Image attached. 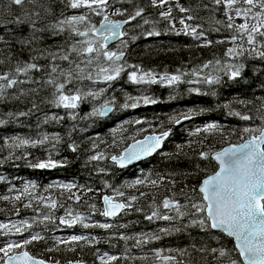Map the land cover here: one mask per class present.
Instances as JSON below:
<instances>
[{
    "label": "trees",
    "instance_id": "obj_1",
    "mask_svg": "<svg viewBox=\"0 0 264 264\" xmlns=\"http://www.w3.org/2000/svg\"><path fill=\"white\" fill-rule=\"evenodd\" d=\"M111 3L112 7L106 13L110 19L128 18L127 14L112 15L117 8L126 9L127 13L143 8L144 13L124 26V32L128 33L126 46L121 45L125 71L118 79L109 82L110 87L106 88L109 99L117 105L124 102L127 95L138 92L140 84L132 83L128 78L127 73L132 70L151 72L157 76L165 73L180 75L181 80L172 85L159 80L143 84L149 98L156 100V103L141 102L136 108L123 107L106 117H93L89 113L96 107L97 99L80 101L75 113H70L52 103L55 99L53 86L37 82L48 79L51 66L65 70L70 67L69 62L59 57L68 54L70 46L78 38L72 35L67 25L63 26V31L53 25L84 10L66 7L65 0H34L23 6L13 5L11 0H0V75L9 73L17 80L25 81L7 89L0 97V120L5 121L0 124V161H3L0 163V176L4 177L0 180V197H9L0 199V223L13 224L25 220L32 223V227L22 235L16 234L15 229L11 232L0 230V233L8 232L7 235L0 234V242H6L13 236L30 239L31 234L39 233L43 239L25 248L34 255L58 262L81 259L91 264H101L99 255L108 251L117 257L109 264H228L230 259L237 256L233 251V239L219 230H202L199 224H192L194 219H199V214L192 215L195 209L190 205L201 200L198 186L202 178L217 168L214 159L201 158L200 153L211 155L227 143L242 141L250 135L243 132L246 127H264V58L256 54L264 51V37L256 34V44H247L246 36L235 28L226 27L228 20L224 7L216 5L214 0H168V4L162 8L153 7L151 0H111ZM169 7L172 9L174 28L169 21L160 17V12ZM181 7L189 11L183 13ZM88 13L93 22L103 19L104 14ZM188 15L195 19L186 23L192 27L200 25L198 30L204 32V37L195 39L183 33L176 34L184 27L180 19ZM232 15L235 23L240 24L243 17ZM17 17L25 22H12ZM144 19L150 23L142 28L137 27L143 24ZM255 22L251 18L248 20L250 25ZM154 29L161 34L151 37L144 35L146 31ZM233 35L242 36V39L233 42ZM132 36L137 38L132 40ZM241 43L243 55H226L227 49L237 48ZM53 54L57 57L55 60L52 59ZM70 58L78 59L75 53ZM26 62L36 63L43 70H33L28 77L17 76L15 68ZM205 64L209 66L204 68ZM241 64V76L229 79L227 66ZM129 66H139V69ZM54 75L57 82H62L63 77L59 72ZM205 77H219V82L205 83ZM140 88L141 93L143 90ZM197 89L199 91H195ZM21 112L28 114L21 116ZM243 115L251 119L243 120ZM185 116L189 119L179 124L175 122ZM137 120L141 122L135 123ZM198 122L215 123L219 128L212 132L195 133L197 128L204 126L197 127ZM146 124L148 127L143 132L137 130V126ZM165 130H170V134L162 148L143 161L118 167L110 160L111 155L119 154L131 140L145 132ZM45 134H58L59 143L49 141L35 147H12L16 137L34 140ZM71 142L79 145L76 152L68 147ZM93 143L105 154L104 160L89 159L95 154ZM49 158L63 163L55 168L31 166ZM101 168L103 172L99 171ZM145 177L148 180L144 184L128 186L132 181ZM151 180H156L157 184H151ZM69 183L74 185L71 192L61 187ZM33 184L35 187H31ZM26 185L29 186L30 195H24L18 201L13 199L23 192ZM117 191L124 193L120 197L131 202L133 209L122 211L114 218L101 215L102 195L116 194ZM141 193L145 195L141 196ZM73 194L79 195L81 200L69 199ZM36 196L50 197L63 207L58 206L54 210L45 208L33 199ZM131 196L138 199L130 201ZM165 198L179 202L181 211L188 215L172 221L145 219L146 215L157 209L162 214L177 215L174 208H162ZM28 203L32 204L31 208L24 207ZM91 205H95V210ZM37 208L43 213L53 212L55 221L33 223V218L40 219ZM136 208L142 211H135ZM67 210L73 214L80 213L84 223H108L112 227L84 228L80 223L67 227L59 223V217L64 216ZM160 229L168 231L161 232ZM63 232H67V236L60 237ZM121 234L132 239H121ZM140 234L160 238H151L137 247L136 238ZM72 235L88 236L90 239L69 244L57 243V239L66 240ZM93 237L95 239H91ZM213 248H223L229 255L220 258L218 253H212ZM156 251L161 256L175 259L162 261L156 256ZM240 264L243 262L240 261Z\"/></svg>",
    "mask_w": 264,
    "mask_h": 264
},
{
    "label": "snow or ice",
    "instance_id": "obj_2",
    "mask_svg": "<svg viewBox=\"0 0 264 264\" xmlns=\"http://www.w3.org/2000/svg\"><path fill=\"white\" fill-rule=\"evenodd\" d=\"M34 2V0H11V3L16 6H23L25 3ZM66 7L71 9H87L88 11L95 13L96 15L104 14L103 20L100 22L101 26L98 28L89 22V17L87 14L71 15L62 20H59L53 27H59L61 31L64 30L65 25L71 29L73 36L83 37L84 39L76 40L69 48V52L66 55H62L59 59L67 61L70 67L65 69H60L58 66H51L48 71V79L45 81H37L38 83H45L47 85L53 86L55 91L53 93L55 99L52 103L57 107H63L65 109H76L80 101L92 97L93 99L99 98L106 91L101 88L99 90H93L89 88L87 91H83L80 87H77L74 92L70 91L69 86L82 82L84 80L92 81L95 84L102 76L104 82H111L118 79L123 71H125V66L118 63L124 56V51H109L107 50V42L110 40H115L121 37H127L128 33L122 31L124 25L129 24L131 21H135L138 17H142L144 13L143 8H138L134 13H127L126 9H115L112 15H125L128 18L122 21H115L109 18L106 14V10L112 7L111 0H65ZM216 5H223L225 16L227 17L228 23L226 27L228 29L235 28L238 33L242 36L247 37V44H256V34L264 37V0H214ZM153 7L162 8L168 4V0H151ZM254 9H258L254 11ZM180 11L187 13L189 10L181 7ZM235 17H243L245 22L236 24ZM27 15V14H25ZM172 9L169 7L166 11L160 12V17L162 20L169 21L172 28L175 27L171 19ZM254 19L256 22L249 24V19ZM195 17L188 15L180 19V24L183 25V29L176 34L181 33L185 35H190L195 39H200L204 37V32L198 30L201 28L200 25L192 27L186 21L193 20ZM17 24H22L25 21L17 17L14 21ZM88 23V26L84 31H80L76 26L82 23ZM150 21L148 19L143 20L142 25H137V27H143L148 25ZM161 33L155 29L152 31H146L144 35L159 36ZM233 35L231 40L235 42L237 39H242ZM137 37L132 36L131 39L135 40ZM221 43L223 41H220ZM121 43L126 46L127 41L121 40ZM211 43V41H207ZM243 44L237 46V48L227 49L226 55L228 56H241L243 55ZM255 51V49H253ZM75 53L77 60H72L71 54ZM258 56L264 58V51H259L256 53ZM57 57L55 54L52 55V59L55 60ZM103 61H108L110 65H115L114 67H101ZM211 63V62H209ZM217 64L220 63L219 60L216 61ZM96 65L95 69L90 66ZM209 64L203 65L207 68ZM139 69V66H129ZM229 79H236L241 76V68L243 65L233 67L228 65ZM42 71L43 69L33 62H26L23 66H17L15 68V74L17 76L24 75L28 77L31 71ZM87 70V75L84 73ZM96 71L97 77L94 79L92 72ZM57 72L63 77L62 82H57V77L54 75ZM194 74H196L194 72ZM129 81L135 84H151L156 83L157 80L160 82L166 81L167 84L172 85L181 80L180 75H168L165 73L163 76L156 77L151 72L142 71H130L128 72ZM30 79V77H29ZM25 81L17 80L14 76L9 73H4L0 75V97L5 94L7 89L12 88L17 83H24ZM205 83L214 84L219 82V77H205ZM195 91H199L198 89ZM133 98L129 97V100ZM144 104L156 103L154 99H150L147 96L142 97ZM138 104L125 103L123 107L136 108ZM35 108L36 105L34 104ZM113 111L111 102L106 101L99 108H93L92 112L89 113L93 117H106L110 112ZM28 113H19V115H27ZM11 115V114H10ZM235 115H240L235 113ZM75 119V116H72ZM184 119H189L188 116L183 117ZM52 119H60L58 117H52ZM243 120L251 119L248 115L241 116ZM47 122V121H45ZM141 121L137 120L135 123L139 124ZM177 124L180 120L175 121ZM4 120H0V124H4ZM219 128V125L215 123L206 124L203 128H197L195 133L201 132H212ZM244 133H249L248 139L244 140L239 144H232L221 151L216 152L214 155H210L207 152H201V158H210L218 162L217 170L214 171L212 175L207 176L201 183L199 187V193L201 194V200L196 203H191V208L195 209L192 215L199 214V219H194L192 224H199L202 230H219L225 233L228 237L234 238L233 251L237 253L236 258H232L228 261V264H264V127L260 128H244ZM195 133H189V135H194ZM258 133V134H257ZM170 134L169 131H162L160 134L153 133L151 135L144 136L143 140H138L134 145L126 148L119 155H112L110 159L118 164L120 167H124L133 161L139 160L141 157L151 155L157 149L161 147V143ZM14 143L12 147L20 148L22 146H32L43 145L49 141H55L59 143V135L49 136L47 134L43 135L42 138L38 139H27L16 137L14 138ZM7 142V141H6ZM68 147L72 152L78 150L79 145L75 142L69 143ZM55 148V144H53ZM92 149L95 154L91 155L89 159L91 161H100L105 159V154L98 150V145L92 144ZM3 163V161H0ZM63 162L56 161L49 158L47 161H42L39 163L32 164L35 168H55L61 166ZM103 172L104 169H99ZM4 177L0 176V180ZM161 179H163L161 177ZM148 180L147 177L144 179H136L132 181L128 186L135 187L136 185L144 184ZM151 184L156 185V180H151ZM107 187V185H105ZM35 187V185H31ZM61 187L67 189L71 192L74 187L73 184H64ZM90 191V189H89ZM195 191V189H193ZM24 195H30L29 186L26 185L23 192L16 195L13 199L21 200ZM117 196H124L123 192L117 191ZM144 196L145 193H141ZM69 199H75L77 202L81 200L79 195H70ZM0 199H9V197L4 196ZM33 199L37 200L38 204L43 205L45 208L56 209L58 205L56 200H51L50 197L36 196ZM130 201H136L138 197L131 196ZM104 209L101 215L105 217H114L125 210L133 209V204L131 202H116L113 197L105 195L103 196ZM24 207L31 208L32 204H25ZM95 210V205L90 206ZM162 208L164 210L175 209L176 216H171L166 213L162 214L159 209L153 210L150 215H146L145 219L149 221L153 220H164L172 221L175 219L183 218L188 215L181 211V205L179 202L174 201L169 198H165L162 202ZM36 211L40 212L37 208ZM135 211H142L140 208H136ZM18 214V213H17ZM55 217L53 212L43 213L40 212V219L33 218V223H44V222H54ZM59 223L67 227H72L77 223L83 225L84 228L88 227H100L104 229L111 228L112 225L108 223H97L95 225H90L84 223V217L80 213H75L71 210H67L64 216L59 217ZM32 227V223L28 221H20L19 224H4L0 223V230L7 229L11 232L15 229L16 234L22 235L24 232L28 231ZM121 227H126V225H121ZM179 231V229H176ZM161 232H167V229H160ZM8 232L0 233L7 235ZM121 239L128 240L132 237L124 236L121 234ZM159 239V236L148 237L145 234H140L136 238V245L139 247L141 244L147 243L149 239ZM43 237L39 233L31 234L30 239H24L22 243L7 242L4 247L0 248V253L7 257L4 260L0 257L2 264H13V261H20V264H45L44 260H39L29 254L27 251H21L19 253H14L9 255L14 249H23L26 245L31 244L34 241L42 240ZM90 238L88 236L72 235L66 240L57 239L58 244H69L72 242L88 241ZM91 239H95L94 237ZM213 254L218 253L220 258L229 255L228 251L221 248L211 249ZM156 256L162 258L165 261L174 260L175 257L166 256L161 257L159 251H156ZM106 257V259H105ZM101 264H109L110 261L117 259L116 256L104 253L100 256ZM56 264H59L57 261ZM71 264V262H69ZM76 264H81L77 261Z\"/></svg>",
    "mask_w": 264,
    "mask_h": 264
},
{
    "label": "rangeland",
    "instance_id": "obj_3",
    "mask_svg": "<svg viewBox=\"0 0 264 264\" xmlns=\"http://www.w3.org/2000/svg\"><path fill=\"white\" fill-rule=\"evenodd\" d=\"M84 10V12H75V13H73L72 15H80V14H87L88 15V17H89V22L91 23V24H93V25H95L96 26V22H93V21H91L90 20V13H88L89 11L87 10V9H83ZM258 9H254V11H257ZM107 11H109L108 9L106 10V13H107ZM69 16H71V15H69ZM103 18H104V15H103ZM110 18V17H109ZM239 19H241V18H239ZM241 23H244L245 22V20H244V18H242L241 19V21H240ZM88 26V23L87 22H85V23H82V24H80V25H77L76 27L80 30V31H84L85 29H86V27ZM78 39H76V40H80V39H84L83 37H77ZM107 50H109V51H111V49H110V46L109 45H107ZM113 51H123L122 50V48H119V49H115V50H113ZM122 60H123V58L121 59V61H119L118 63H120V64H123L122 63ZM101 67H109V66H112V67H114L115 65H110V63L108 62V61H103L102 60V63H101V65H100ZM92 69H95L96 68V65L95 64H93L92 66H90ZM132 71H135V70H132ZM92 74H93V78L95 79L96 77H97V72L96 71H93L92 72ZM128 74V73H127ZM154 74V73H153ZM84 75H87V70H86V72L84 73ZM157 78L158 77H160V76H162V75H160V76H157L156 74H154ZM104 81H103V79H102V76H101V78L95 83V84H93L92 83V81H88V80H84V81H82V82H78L77 84H74V85H71V86H69V88H70V91H72V92H74L75 91V89L77 88V87H80L83 91H87L89 88H91V89H93V90H99V89H101V88H103V89H105L106 90V88L107 87H110V83L108 82L107 84H105L104 85ZM164 83H167L166 81H164ZM140 87H142V90H143V92H141L140 93ZM138 92H135V93H133V94H131V95H127V97H126V99H125V101L124 102H121L120 104H115L114 103V101L112 102L110 99H109V95H107L106 94V91L103 93V95H101L99 98H97V100H98V103H97V105H96V107L95 108H99L101 105H103L106 101H109V102H111V104H112V107H113V111L112 112H117L118 110H120L121 108H123V105L125 104V103H133V102H136L137 104H138V106L140 105V103L141 102H143V100H142V97H144V96H147V97H149V95L146 93V91H145V86L143 85V83H141L139 86H138ZM130 92V91H129ZM128 92V93H129ZM125 94H127V92H125ZM129 97H131V98H133L132 100H129ZM88 98H92V97H88ZM93 99V98H92ZM67 111H69L70 113H75V109H67ZM209 123H211V122H209ZM204 123L203 122H198L197 124H196V126L198 127V126H202ZM205 124H206V122H205ZM204 124V125H205ZM138 127V131H144V129H146L147 127H148V125L146 124V126H137ZM115 197H117V198H121L120 196H117L116 194H115ZM9 225H11L12 223L10 222V223H8ZM15 224H19V223H15ZM14 230V229H13ZM61 234V236L60 237H64V236H67V232H63V233H60ZM23 240H24V238H19V237H16L15 238V236H13L12 238H9V239H7L6 240V242H4V241H1L0 242V248H2V247H4V245H5V243H7V242H16V243H22L23 242ZM23 249H25V247L23 248ZM19 250H21V249H14L13 251H19ZM12 251V252H13ZM12 252H10V253H12ZM104 253H108L109 255H111L112 253H110V252H108V251H106V252H102L100 255H99V257L100 256H103L104 255ZM0 256L3 258L4 257V254L3 253H0ZM105 259H106V257H105ZM1 263V262H0Z\"/></svg>",
    "mask_w": 264,
    "mask_h": 264
},
{
    "label": "water",
    "instance_id": "obj_4",
    "mask_svg": "<svg viewBox=\"0 0 264 264\" xmlns=\"http://www.w3.org/2000/svg\"><path fill=\"white\" fill-rule=\"evenodd\" d=\"M102 20H103V19H101V20H99V21L97 22L96 27L99 28V27L101 26L100 22H101ZM112 20H115V21H122V20H126V19H122V18H114V19H112ZM124 26H125V25H124ZM124 26H123V27H124ZM122 31H123V28H122ZM118 39H120V38H117V39H115V40H110V41L107 42V44H111V43L117 41ZM168 75H171V74L168 73ZM179 120H180V122H181V121H185V120H187V119L181 118V119H179ZM165 131H169V130H165ZM161 132H162V131H148V132L142 134L141 136H139V137H137V138L131 140V141H130L125 147L122 148V150L120 151V153H122L126 148H128V147L134 145V143H135L136 141H138V140H143L144 136H146V135H151V134H153V133L160 134ZM257 134H258V133H257ZM249 136H250V135H249ZM249 136L246 137L245 139H243V140L240 141V142H230V143H227V144H225L223 147H221V148H219V149L213 151L211 155H214L216 152L221 151L222 149L227 148V147H229V146L232 145V144H239V143H242L244 140L248 139ZM164 140H165V139H164ZM164 140H163V142H164ZM163 142L161 143V147H160L159 149H157L155 152H153L151 155L141 157L139 160L133 161L132 163L127 164V165L124 166V167H127V166H129V165L136 164V163H138V162H140V161H143L144 159H146V158L152 156L154 153H156L157 151H159V150L162 148ZM120 153H119V154H120ZM119 154H113V155H119ZM111 156H112V155H111ZM111 156H110V157H111ZM110 160H111V159H110ZM111 161H112V160H111ZM215 162L218 164L217 161H215ZM115 164H116V163H115ZM116 165H117L118 167H120L118 164H116ZM216 170H217V168H216ZM216 170H215V171H216ZM213 173H214V172H212V173H210V174H208V175H206V176H204V177L202 178V180H201V182H200V184H199V186H198V189H199V187H200L202 181H203L207 176L212 175ZM105 195H108V196H111V197L114 198V195L104 193V194L102 195V197H101V202H102V208H103V209H104V207H105L104 202H103V196H105ZM114 200H115L116 202H124V200H122V199H118V198H114ZM119 214H120V213H119ZM232 239H233V241H234V238H232ZM21 251H27V252H29L30 255H32V256L35 257L36 259L44 260V261H45V264H56V262H57V261H50V260L44 259L43 257L35 256V255H33V254H32L29 250H27V249L20 250V251H14V252H12V253H9V255H13L14 253H19V252H21ZM163 257H166V256H163ZM6 259H7V257H4V260H6ZM77 261H80L81 264H90L89 262H87V261H85V260H70V261H67V262H59V264H69V262H71V264H76ZM1 264H2V263H1ZM13 264H20V261H13Z\"/></svg>",
    "mask_w": 264,
    "mask_h": 264
},
{
    "label": "flooded vegetation",
    "instance_id": "obj_5",
    "mask_svg": "<svg viewBox=\"0 0 264 264\" xmlns=\"http://www.w3.org/2000/svg\"><path fill=\"white\" fill-rule=\"evenodd\" d=\"M123 31H124V28H123ZM126 39H127V37H122L121 39L117 40L116 42L110 44L109 46H110L111 51H113L115 49L122 48L121 45H123V44L121 43V40H126Z\"/></svg>",
    "mask_w": 264,
    "mask_h": 264
}]
</instances>
